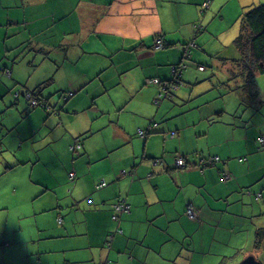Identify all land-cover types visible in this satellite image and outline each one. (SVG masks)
<instances>
[{
    "label": "crops",
    "instance_id": "0c3cea01",
    "mask_svg": "<svg viewBox=\"0 0 264 264\" xmlns=\"http://www.w3.org/2000/svg\"><path fill=\"white\" fill-rule=\"evenodd\" d=\"M262 3L0 0V194L8 186L0 237L6 253L15 208L20 224L32 218L38 244L22 249L16 241L21 263L13 264H194L203 247L196 232L212 227L217 241L225 231L252 237L254 227L264 230V103L232 113L207 97L224 90V100L236 101L230 92L239 94L244 81L231 80L239 57L230 52L245 10ZM229 29L230 47L221 36ZM209 31L220 36L216 51L208 47ZM195 43L199 50L181 65L185 45ZM38 61L46 70L31 82ZM207 62L218 69L201 70ZM178 63L185 66L181 86L160 96ZM55 65L81 72L57 76ZM19 86L50 107L56 102L51 108L22 102L13 94ZM77 143L82 148L73 151ZM214 156L215 164H200ZM179 157L187 167L177 166ZM118 201L130 212L115 221ZM258 240L255 232L245 258L261 249L264 239L260 246ZM188 251L192 256L180 261Z\"/></svg>",
    "mask_w": 264,
    "mask_h": 264
},
{
    "label": "rangeland",
    "instance_id": "374dc122",
    "mask_svg": "<svg viewBox=\"0 0 264 264\" xmlns=\"http://www.w3.org/2000/svg\"><path fill=\"white\" fill-rule=\"evenodd\" d=\"M241 22H242V20H240V23ZM240 23H239V28L236 30L238 35L240 33V28H241ZM231 32H232V29H229L227 32H225L223 35H221L223 42H226L228 47H230L233 40L235 39L234 38L235 36L233 37ZM209 33L211 34L213 39H211V41L209 42L208 47L210 50L216 51L214 49H217V47H218V43L220 41V36L218 34H216V32H210L209 31ZM195 44H196V47H195ZM195 44H192V47H193L192 48L193 50H191L192 56H193L194 49L198 48L199 43L198 44L195 43ZM234 48L236 51H231L230 54L237 52V49L235 46L232 49H234ZM158 49H164V47L158 48ZM197 50H199V48ZM191 51H190L189 55H186L183 57V59H182L183 64L188 65V61H190L192 59ZM210 54L218 57L216 52H212ZM236 57H240V55H238V52H237ZM209 58L211 61H213L212 57L209 56ZM195 61H197V60H195ZM46 64H47L46 62L44 63V62H40V61H38L36 63L35 74L33 75L31 82L34 81L33 79L37 76L38 73L45 72ZM198 64L199 63H197L196 66H198V68H199ZM204 65H205L204 69H206L207 72H209V73L214 71V69H218L213 65L212 62H207V64H204ZM180 67L181 66H179V65L173 66L172 72H173L174 76L176 75L175 74V68H178V70H180L179 73H181V74L183 73V69L185 66H183L182 68H180ZM237 69L239 70V68L236 66L235 70H237ZM53 71L55 74L57 73V76H62V75L66 76V77L78 76L81 72V67L79 66V68H76V69H69V67L58 68L55 65V67H53ZM257 74L258 75L256 77L255 86L251 87L250 85H247V86H249V88H247L245 86L244 82L246 83V80L243 78V76H238L239 78H237V82L244 81V82L239 83V85H241V86L243 85L241 87L242 90L238 91L240 94V97H239V94L237 92H230V94H235V96H237L236 101H232L231 98L224 100V96H222V94H224V93H221L224 90H221V91L216 90V91H214V93H212L211 95H208L207 97L211 100V102L216 101L219 104L220 108L227 109L228 111H230L232 113L238 112L239 108L241 110L245 109V108H251L252 110H254L255 103H258L259 101H260L259 105L264 103V73H262V74L257 73ZM236 86L238 87V84H236ZM49 87L53 88L54 86L52 84V85L46 86L45 89H47ZM230 87L232 88V86H230ZM20 88L21 87L19 86L17 89H20ZM21 90L22 89H20L19 91H15V92L13 91V94L15 95V97H17L18 99H20L19 97H21L22 102H26V103L29 102L30 104H32V100L29 99V97L27 96V89H24V91L22 93H21ZM256 92H261V93L259 96H257L255 94ZM13 94L11 93L12 98H14ZM260 96L263 97L261 100L256 99L257 97H260ZM163 97H164V95H163ZM52 99H51V107H53L54 103L56 102V101H54V99L53 100ZM38 100H39V104L37 106H40L43 108L49 107L47 103H42L40 99H38ZM63 104H66V101L64 99H63ZM177 110H179V108H177ZM190 114L191 113H189V115ZM0 115H2V114L0 113ZM190 116H192V115H190ZM13 118H14V116H11V119H13ZM7 189H8V186H5L4 189L2 190V193L0 194V205H2V203H5V201H6L5 200V194L7 193ZM27 192L32 194V199L30 200L31 203L38 204L35 191H31V189H29ZM27 196L29 197V195H27ZM6 199L8 202H11L13 200V196L11 194H9L6 196ZM120 214H119V218H120ZM1 215H2V213H1ZM16 218H17V209L14 208V209H12L11 220H10L9 228H8V236L10 238L9 240L12 242V247L9 248L8 250H6V253H7L6 254L4 252V250L8 248V245L5 242V239L0 237V262L5 261L7 263L10 261L11 264L21 263V258H17L14 255V253L17 251V248L15 247L17 242H18V244H21L20 246L22 247V249H25V248L30 249L32 247L36 248L38 246L37 243L35 244V242H33V240L37 239V235H36V231L34 229V226H31L32 231L30 229V225H32V223H33L32 218L27 217L25 219H22L21 220L22 224H20ZM118 220H115V221H118ZM22 225H23V229L21 227ZM18 229H22V231H20V232L16 231ZM244 229H247V228L244 227ZM250 229H252V228L250 227ZM214 231H215L214 228L207 227L205 230H203V232L200 231V232H196L194 234L193 237H194V240L196 241V245L198 248L202 247L201 245H202V241H203V247L201 248V257L196 256L194 258V264H196V263L197 264H199V263L200 264H221V263L238 264L241 260L242 261L244 260L246 255H249V251L252 250V253H253V249L251 247V245L253 244L252 239L255 236V232H256V240H257V233L260 232L258 229L256 231V228L254 227L252 231H249L252 233V237H251L250 234L248 233V231H241L236 236H232L225 231L224 233L221 232L218 235L219 238L217 239V241H212V235L214 234ZM117 232L123 233V230L118 229ZM114 234L115 233L110 234L109 240L113 239ZM233 238H235V239L233 240ZM107 248L110 249L111 244L109 245V243H108ZM9 252L11 253L12 256L9 255ZM236 252H238L240 254L239 257H238V253H236ZM222 254H225V255L232 254L233 256H230L229 258H227L228 260H222L221 259L222 257H220ZM155 255H158L157 250L155 251ZM253 255H255L258 258V260L264 264V242L262 244L261 249L258 250L256 248ZM191 256H192V253L190 251H188V252L182 254L180 261L183 262V260L186 257H191ZM235 257H238V258H235ZM198 258H200V259L198 260Z\"/></svg>",
    "mask_w": 264,
    "mask_h": 264
},
{
    "label": "trees",
    "instance_id": "16d2710c",
    "mask_svg": "<svg viewBox=\"0 0 264 264\" xmlns=\"http://www.w3.org/2000/svg\"><path fill=\"white\" fill-rule=\"evenodd\" d=\"M234 45L240 57L236 59L237 64L231 70V80L236 81L239 78L238 76H243L247 83L244 82L245 86L247 88H249L247 85L254 87L257 73H264V3L254 5L245 10L242 16L240 33L234 40ZM192 48L190 44L188 46L185 45V55L183 57L189 55ZM236 66L239 70H235ZM32 93L36 98L39 97L36 91ZM255 94L259 96L260 92H256ZM259 231L257 233L259 237L257 246H260L264 239V230L260 229Z\"/></svg>",
    "mask_w": 264,
    "mask_h": 264
},
{
    "label": "built area",
    "instance_id": "2783aa9c",
    "mask_svg": "<svg viewBox=\"0 0 264 264\" xmlns=\"http://www.w3.org/2000/svg\"><path fill=\"white\" fill-rule=\"evenodd\" d=\"M208 4H209V2H206V3H205V6H208ZM156 46H157V48H163V47H164V42H163V40H162V39H158V40H157V43H156ZM180 68H182V67H180ZM200 69L203 70L204 67L201 66ZM179 71H180V70H178V68H175V74H176V75H175V79H174V81H173V84L170 86V89H166V88H164V90H163V92L160 94V96H163L164 94H168V93L170 92V90L173 91V90H175V89H177L178 87L181 86V83H182L181 76H182V74L179 73ZM181 72H182V71H181ZM153 81H154L155 83H157V84H160V86H161V84H162L163 86L166 85V83H165V82H162L159 78H155ZM27 96L29 97V99L32 100V104H33V105L36 106V105L39 104V100H38L36 97H34L32 93H27ZM140 134L144 135V132H141ZM259 142H261V144H264V137L259 138ZM81 148H82V145H81L80 143H77V144L71 146V149H72L73 151L80 150ZM219 160H220V158H219L218 156L208 157V158H203V159L200 160V161H201L200 164L203 165V166L213 165V164H215L216 162H218ZM241 160H242V159H241ZM176 164H177V166H180V167H184V168H185V167L188 166L189 163H188V161H187L186 158H184V157H179V158L176 159ZM225 175H226V174H225ZM70 176H71V177H74V176H75V173H74V172L70 173ZM224 179H225V178H222V180H224ZM105 185H106V182H105V181L100 182V183L97 185V188H102V187H104ZM259 196H260V194H259ZM114 209H115V213H114V215H113V219H114V220H118V219H119V214H120V213H128V212H130V205L127 204V203L124 202V201H118L116 204H114ZM187 215H188V217L191 218V219H195V218L197 217V215H196V213H195V211H194L193 208H189V209H188ZM109 245H110V243H109Z\"/></svg>",
    "mask_w": 264,
    "mask_h": 264
},
{
    "label": "water",
    "instance_id": "95a60500",
    "mask_svg": "<svg viewBox=\"0 0 264 264\" xmlns=\"http://www.w3.org/2000/svg\"><path fill=\"white\" fill-rule=\"evenodd\" d=\"M240 264H261V263L255 258V256L251 255L245 258Z\"/></svg>",
    "mask_w": 264,
    "mask_h": 264
},
{
    "label": "clouds",
    "instance_id": "9594fccd",
    "mask_svg": "<svg viewBox=\"0 0 264 264\" xmlns=\"http://www.w3.org/2000/svg\"><path fill=\"white\" fill-rule=\"evenodd\" d=\"M30 93H32V92H30ZM33 94V93H32Z\"/></svg>",
    "mask_w": 264,
    "mask_h": 264
}]
</instances>
